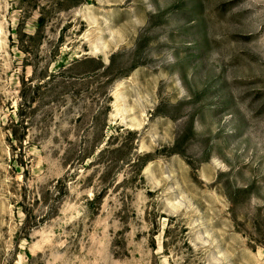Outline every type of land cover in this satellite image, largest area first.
<instances>
[{"label":"rangeland","instance_id":"1","mask_svg":"<svg viewBox=\"0 0 264 264\" xmlns=\"http://www.w3.org/2000/svg\"><path fill=\"white\" fill-rule=\"evenodd\" d=\"M0 264H264V0H0Z\"/></svg>","mask_w":264,"mask_h":264}]
</instances>
